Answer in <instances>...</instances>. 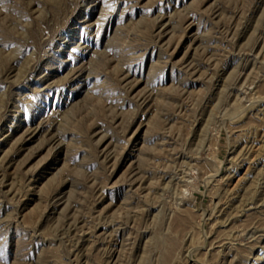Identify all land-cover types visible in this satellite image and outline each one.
I'll list each match as a JSON object with an SVG mask.
<instances>
[{
  "label": "rangeland",
  "instance_id": "obj_1",
  "mask_svg": "<svg viewBox=\"0 0 264 264\" xmlns=\"http://www.w3.org/2000/svg\"><path fill=\"white\" fill-rule=\"evenodd\" d=\"M0 264H264V0H0Z\"/></svg>",
  "mask_w": 264,
  "mask_h": 264
}]
</instances>
